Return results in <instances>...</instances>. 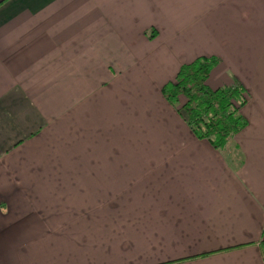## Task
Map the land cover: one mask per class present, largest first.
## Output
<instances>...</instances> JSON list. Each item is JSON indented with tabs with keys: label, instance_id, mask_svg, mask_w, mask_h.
Wrapping results in <instances>:
<instances>
[{
	"label": "crops",
	"instance_id": "1",
	"mask_svg": "<svg viewBox=\"0 0 264 264\" xmlns=\"http://www.w3.org/2000/svg\"><path fill=\"white\" fill-rule=\"evenodd\" d=\"M256 5L0 0V264H264L257 132L233 164L162 93L216 57L264 106Z\"/></svg>",
	"mask_w": 264,
	"mask_h": 264
},
{
	"label": "trees",
	"instance_id": "2",
	"mask_svg": "<svg viewBox=\"0 0 264 264\" xmlns=\"http://www.w3.org/2000/svg\"><path fill=\"white\" fill-rule=\"evenodd\" d=\"M219 63L216 57H201L183 65L175 79L163 87L162 93L198 139L224 151L249 125L242 115L249 97L237 78H233L229 86L209 87L207 82ZM182 98L185 103L180 105ZM260 252L264 260V240L260 242Z\"/></svg>",
	"mask_w": 264,
	"mask_h": 264
},
{
	"label": "rangeland",
	"instance_id": "3",
	"mask_svg": "<svg viewBox=\"0 0 264 264\" xmlns=\"http://www.w3.org/2000/svg\"><path fill=\"white\" fill-rule=\"evenodd\" d=\"M256 1H258V5H256V6H254V9H255V11H254V13H253V15L255 16V18H257V20L259 21V25L260 26H262V23H264V0H256ZM255 2V0H253V3ZM263 48H264V42H263ZM201 58V57H200ZM210 58V57H209ZM184 64H182L181 66H180V68L183 66ZM180 70V69H179ZM242 73H251V74H253L254 72L250 69V68H248V69H243L242 68V70H240ZM179 72V71H178ZM177 72V73H178ZM262 72H264V71H262ZM176 73L174 74V75H172L171 77H170V79L167 81V80H162V89H163V87H165L166 85H168L170 82H172L174 79H175V77H176ZM261 77H263L264 78V76H261ZM233 78H237L236 76H232V79ZM238 79V78H237ZM239 80V79H238ZM240 81V80H239ZM241 82V81H240ZM233 83V82H232ZM232 85V84H231ZM242 85L244 86V84L242 83ZM261 85H262V87L264 88V82L263 83H261ZM245 87V86H244ZM246 89V88H245ZM247 91V90H246ZM248 92V91H247ZM248 94V97H249V103L250 104H252L253 103V105H251L250 107L252 108H250L249 107V109H251V110H249L250 111V113H251V115L253 116V115H255V118L253 119V117L251 118L250 116L248 117V116H246V110H247V108L248 107H244L243 109H242V115L247 119V121L249 122V125H248V127H247V130L246 131H244V130H242V131H244L243 133V136H247V137H250L252 140H254V142H255V139H253V137L249 134V133H252L253 134V132H257V134H258V136H257V145H258V147L262 150V149H264V106H262V105H259V104H254L255 102H254V99L256 98V94L255 93H247ZM165 97V96H164ZM185 103V100L182 98L181 100H180V105H183ZM248 103V104H249ZM171 105V104H170ZM172 106V105H171ZM174 109H176L174 106H172ZM176 111H177V109H176ZM178 112V111H177ZM180 115V114H179ZM181 116V115H180ZM182 117V116H181ZM182 119L184 120V118L182 117ZM250 120H251V122H250ZM184 122L186 123V121L184 120ZM187 124V123H186ZM104 125H107V124H104ZM188 126V125H187ZM189 127V126H188ZM191 130V129H190ZM101 131H103V129H101ZM241 131V132H242ZM240 132V133H241ZM71 133L73 134H76V131H75V128H74V125H72V129H71ZM235 143H234V141H233V143L231 142L227 147H226V149L223 151V152H226V154H228V157L230 158V159H234V163L233 164H236V162H238V163H240V165L241 164H243V160H244V156L243 155H241L240 153H238L237 151H236V148H235Z\"/></svg>",
	"mask_w": 264,
	"mask_h": 264
}]
</instances>
